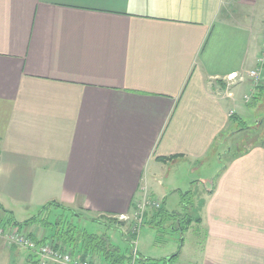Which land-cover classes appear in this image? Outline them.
I'll use <instances>...</instances> for the list:
<instances>
[{"label": "crops", "instance_id": "obj_1", "mask_svg": "<svg viewBox=\"0 0 264 264\" xmlns=\"http://www.w3.org/2000/svg\"><path fill=\"white\" fill-rule=\"evenodd\" d=\"M263 62L264 0H0V206L121 216L147 192L187 215V167L189 264H264V142L225 148ZM0 264L37 258L0 238Z\"/></svg>", "mask_w": 264, "mask_h": 264}, {"label": "rangeland", "instance_id": "obj_2", "mask_svg": "<svg viewBox=\"0 0 264 264\" xmlns=\"http://www.w3.org/2000/svg\"><path fill=\"white\" fill-rule=\"evenodd\" d=\"M264 66V62L262 63ZM260 77V75H259ZM253 87L258 88L260 82H255L252 78ZM262 90V89H261ZM261 90L259 92H261ZM254 92L252 95L254 96ZM248 95V100L252 99L251 96ZM255 97V96H254ZM250 101V100H249ZM256 103V105H255ZM254 105L246 106L242 104V107L245 111L244 113V122L243 123H237L233 129H239L244 128L247 126V129L238 131L239 134L233 133V136L230 137V140L226 143V147H232L233 150H240L242 149L243 145H249V144H259L261 142H264V91L261 93L259 98L256 100ZM234 131V130H233ZM229 136H226V139H228ZM240 143V144H239ZM244 148V147H243ZM223 154L221 157V161H218L214 155L209 156L202 166V172H204V177L210 176V171L215 169L216 167H221L225 163L226 159L228 158V155L232 154L229 151L221 153ZM206 172V173H205ZM197 173L192 175L190 172H188V168L179 169L178 177L176 179V183L182 188V192L184 194L183 198L186 200L187 209L190 210L191 204L194 205V210L190 211V215L192 216V219L196 216V207L199 203V198L201 197V185L197 182ZM170 176H173L171 173ZM208 179V180H209ZM142 195L147 196V199L151 202H157L159 206H161L160 201L155 199L154 197L150 196L147 192H143ZM142 195L135 200L132 203V209L131 213L128 214L126 217L121 219L119 216H95L92 217L90 214L83 212L79 209H74L79 216H69V219L74 223L76 228L79 231L87 232V233H98V234H105L108 237H110V240L112 243L120 247L121 249L125 248V244L127 245V251L131 252V250H136L139 255L143 257H149V258H164V257H170L171 255L179 252V255L177 258H175L176 264H189L193 263L196 260L197 257V243L195 238L194 240H191L190 233L185 232L183 234L180 233L177 229H172L176 227V223L173 221V219L164 220L160 219L158 222H148L150 221V215L149 212L146 215V222L139 228L136 239L133 243L128 244L127 242L122 241V237L129 238L130 233L134 231L133 227L136 223L134 219V210L136 208V205L141 201ZM185 203V201H184ZM73 209V208H72ZM38 210H33L27 212L28 216H34ZM1 213V212H0ZM3 213V212H2ZM1 213V214H2ZM56 213H69V212H63L60 209L56 210ZM4 217L7 216L3 213ZM23 214L18 213L17 219L21 220ZM6 218V217H5ZM97 219L96 222H92L91 219ZM100 222H99V221ZM174 222V223H173ZM194 224V223H193ZM11 228L12 226H0L1 234L6 233L7 228ZM8 228V229H9ZM16 229L18 232L27 233L29 231H33V233L37 230V236L42 237L49 234L48 230L43 229L37 224L24 226L21 229L16 228V226L12 227ZM198 227L197 229H199ZM7 229V230H8ZM195 229L194 231H197ZM201 229V228H200ZM9 231V230H8ZM0 234L1 240L4 241L3 234ZM35 234V233H34ZM183 237L182 245L180 247V238ZM132 240V239H131ZM24 249V248H23Z\"/></svg>", "mask_w": 264, "mask_h": 264}, {"label": "trees", "instance_id": "obj_3", "mask_svg": "<svg viewBox=\"0 0 264 264\" xmlns=\"http://www.w3.org/2000/svg\"><path fill=\"white\" fill-rule=\"evenodd\" d=\"M261 89V92H263L264 87ZM58 209L69 213H56V210ZM0 212L6 213L5 215H7L5 218L3 213H0V226H16V228L21 231L20 228L24 226L37 224L43 229L48 230L49 234L46 236L44 235L41 238H37V236L33 233H26L28 236L38 242L54 240L57 245L70 248L72 253L79 255L81 258L99 257L105 264H128L130 259V252L127 251L126 244L125 248L121 249L112 243L110 237L105 234L79 231L71 219H69V216L72 215L73 217H77L79 214L74 209L63 204L48 202L44 204L34 216L22 222L15 221L11 213L6 211L2 206H0ZM149 219L150 221L148 222L150 223L155 222L157 219H173L176 223V227L174 229H177L178 231L181 230L182 234L189 228V225L194 222V219H192V216L189 213L182 216H179L176 213L169 214L161 206L155 210L152 215H150ZM91 221L96 222L97 219L93 218ZM176 221H178V223ZM136 235L137 232L133 231L130 233L129 238L122 237L121 239L123 242L125 241L128 244H131V241L136 239ZM178 255L179 252L171 255L170 258L164 257L160 259L139 255L138 264H175L174 260Z\"/></svg>", "mask_w": 264, "mask_h": 264}, {"label": "built area", "instance_id": "obj_4", "mask_svg": "<svg viewBox=\"0 0 264 264\" xmlns=\"http://www.w3.org/2000/svg\"><path fill=\"white\" fill-rule=\"evenodd\" d=\"M249 76L255 82L260 78L258 71H250ZM246 99L248 100V97ZM159 207L157 202H151L147 199V196L143 195L134 210V219L136 221L133 227L134 232H138L139 228L145 223L147 213L149 212V215H152ZM126 216L121 215L119 218H128ZM7 229L6 233H2L4 242L9 246L21 247L28 250L37 258V264H105L99 257L81 258L79 255L72 253L70 248L57 245L54 240L38 242L12 227L8 229L9 231ZM1 230L3 229H0V234ZM133 242L134 240L131 241V243ZM138 259V252L135 249L131 250L128 264H138Z\"/></svg>", "mask_w": 264, "mask_h": 264}, {"label": "water", "instance_id": "obj_5", "mask_svg": "<svg viewBox=\"0 0 264 264\" xmlns=\"http://www.w3.org/2000/svg\"><path fill=\"white\" fill-rule=\"evenodd\" d=\"M180 233L182 234V231L180 230ZM182 241H183V238L181 237L180 238V247H181V245H182ZM176 254V253H175ZM171 257V256H170ZM170 257H168V258H170Z\"/></svg>", "mask_w": 264, "mask_h": 264}]
</instances>
